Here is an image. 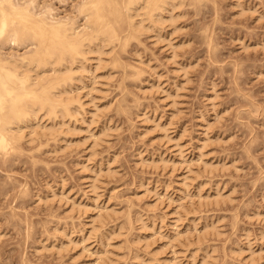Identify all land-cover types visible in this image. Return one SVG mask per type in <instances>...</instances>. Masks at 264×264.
Masks as SVG:
<instances>
[{"label": "rangeland", "instance_id": "rangeland-1", "mask_svg": "<svg viewBox=\"0 0 264 264\" xmlns=\"http://www.w3.org/2000/svg\"><path fill=\"white\" fill-rule=\"evenodd\" d=\"M32 1L82 23L81 0ZM191 2L0 152V264H264V0Z\"/></svg>", "mask_w": 264, "mask_h": 264}, {"label": "bare ground", "instance_id": "bare-ground-1", "mask_svg": "<svg viewBox=\"0 0 264 264\" xmlns=\"http://www.w3.org/2000/svg\"><path fill=\"white\" fill-rule=\"evenodd\" d=\"M20 1L0 0V43L25 49L17 55L0 53V152L6 155L16 154L24 130L39 117L50 122L43 125V135H52L54 125L72 119L78 111L73 88L91 56L96 55L90 59H96L98 67L102 48L116 42L122 46V38L124 42L137 40L145 29L159 31L164 25H174L173 12L185 0H81L77 5L81 25L72 18H53L49 6L39 14L29 0ZM195 1L200 0L191 3ZM45 58L49 63L38 62ZM118 61L113 65L117 67ZM31 134H36L33 128Z\"/></svg>", "mask_w": 264, "mask_h": 264}, {"label": "snow or ice", "instance_id": "snow-or-ice-1", "mask_svg": "<svg viewBox=\"0 0 264 264\" xmlns=\"http://www.w3.org/2000/svg\"><path fill=\"white\" fill-rule=\"evenodd\" d=\"M261 15L264 16V12H262ZM38 62L42 63V64H46V63H49V60L47 58H45V59H42ZM30 87H38V85H30ZM2 102H3V98H0V103H2ZM2 140H3V138L0 137V142H2ZM261 148H264V145H261ZM261 167L264 168V165H261Z\"/></svg>", "mask_w": 264, "mask_h": 264}]
</instances>
